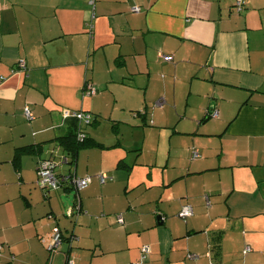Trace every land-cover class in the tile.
Masks as SVG:
<instances>
[{
  "label": "crops",
  "instance_id": "0c3cea01",
  "mask_svg": "<svg viewBox=\"0 0 264 264\" xmlns=\"http://www.w3.org/2000/svg\"><path fill=\"white\" fill-rule=\"evenodd\" d=\"M236 1L0 0V264H66L69 259L97 264L100 257L139 264L143 245L152 250L145 264H210L215 258L216 264H238L235 256L231 262L217 259L240 242L241 249L246 244L251 250L239 264H264V0H245L241 13ZM20 60L26 70L18 68ZM100 60L107 69L98 77ZM86 81L97 89L95 96L83 94ZM202 86L207 90L200 92ZM183 87L189 89L188 105L193 100L196 109L190 116L188 107L180 111L174 101L184 122L175 133L190 135L186 144L200 156L193 159L189 149V159L179 160L181 150H170L152 207L133 209L131 201L120 202L114 218L107 203L119 196L112 190L117 184L112 178L101 184L98 174L105 168L115 175L124 153L113 152L108 167L103 161L112 151L105 157L102 152L98 165L86 157V166L76 172L58 156L63 153L59 138L77 130V120L64 119L62 110L90 112L94 124L88 136L103 145L95 134L104 118L93 106L101 94L123 90L127 101L146 108V122L149 110L168 104ZM26 106L33 120L26 118ZM213 109L219 116L209 121ZM24 147L33 152L21 153ZM50 159L65 175L90 174L89 187L40 189L38 168ZM167 191L173 192L170 199L164 197ZM79 197L81 212L75 213ZM221 198L228 211L225 230L216 225ZM185 205L193 215L183 225L178 217ZM64 210L73 211L75 222ZM204 211L209 225L199 222ZM177 226H184L183 233ZM56 227L63 241L55 249L50 242ZM161 230L170 245L165 236L151 241L149 235ZM115 232L145 234L132 244ZM180 237L185 243L175 251ZM187 253L194 257L186 259Z\"/></svg>",
  "mask_w": 264,
  "mask_h": 264
},
{
  "label": "rangeland",
  "instance_id": "374dc122",
  "mask_svg": "<svg viewBox=\"0 0 264 264\" xmlns=\"http://www.w3.org/2000/svg\"><path fill=\"white\" fill-rule=\"evenodd\" d=\"M104 64L105 62L103 60L99 61L98 69H97L98 77L101 76L102 71L107 69L104 66ZM247 84H250V82H248ZM178 90L179 91L176 92V97L171 99L168 102V104L166 103L162 104L161 106L158 107L160 109L155 111L149 110L146 122L143 121L142 116L138 115L139 114L138 112L142 114L144 113L146 114V108L142 109L138 107L136 105L137 101H135V99L132 101H127V94L126 93L124 94L123 90H116L114 88H110L109 90L101 94L99 98L95 99V103L93 106L99 112H94V113L100 114L102 118H104V120H102L103 122L96 127L97 132L95 136L98 138V140L101 143H103L104 147L101 149L98 148L81 149L78 154L77 164L71 167L76 172L77 170L79 171L80 168L86 166L87 163L86 157H89L90 159L93 160V162H95L98 165V160L102 158V152H104L103 157H105V152L112 151L111 153L107 154L106 158L103 161L104 166L108 167L110 165L108 160L110 156H113V152L119 150L124 153L123 160L122 161L117 160L115 163V170H114L115 175L106 172L105 168L100 170V173L98 174L99 176L101 174L106 175L107 173L108 176L107 175L106 176L108 180L112 178V183L117 184L115 187H113L112 190L117 191L119 196L110 199L107 203V213H109L110 215L113 214V211L116 209L118 203L126 202L127 200L131 201L130 206H132L133 209H146L152 207L153 202L151 201H153L156 195L160 193L158 186L161 182V171L165 169V165L169 160L170 150H172V152H175L177 149L181 150L183 156H180L179 160L185 158L187 160L189 159V157L185 156V150L188 151L190 149V156L192 155L193 151L191 150L192 146L190 145V142L186 144V141L189 140L191 136L175 133V131L176 132L180 131V128L184 122L180 121L181 114L174 109V105L176 104L177 108L180 111H183V109L188 107V113L190 116L194 114L196 107L193 106V100L191 104L192 106L188 105V101H187L189 97L188 88L183 87V88H179ZM198 90L200 92H204L207 90V87L202 86ZM173 95H174L173 91L169 90V97L171 98ZM93 99L94 98H92V100ZM197 99L201 100V97ZM148 107H150V109L155 108L153 104H149ZM214 110L215 109H213L212 112ZM137 115L139 117H134ZM112 119L114 121L116 119H122V122H113ZM211 120H215V119L211 117L209 121ZM189 124H191L190 121H187V125ZM24 157L30 158L28 155H25ZM62 159L64 163H67L66 158L62 157ZM67 167L68 166H65V168ZM88 176L91 178L90 174H88ZM172 195H173L172 191H167L164 197L166 199H170ZM220 201H221L220 202L221 217H219V223H217L216 225H218V227H220L221 230L222 229L225 230L228 222L226 217L228 211L224 209V203H223L224 198H221ZM67 207L68 206H66L65 209H67ZM65 211L66 210H64L63 215H66L67 218H69L68 214ZM166 213H169V211H167ZM113 217L115 218V216ZM208 218L209 216H207V211H204V215L201 216L199 220L200 224L206 225L210 221ZM197 219H199L198 215H196L195 220ZM71 220L75 222V216ZM114 220L111 222L112 225L118 226L115 224ZM191 220H193V218H190L188 222H190ZM175 222L177 221H170L169 224L171 225L174 224ZM178 223L185 225L184 220L180 219L179 217H178ZM101 225L105 228L106 222L102 221ZM176 230L181 234L184 231V226H177ZM107 231L108 229L104 230V235L107 233ZM147 232L148 231H146L145 233ZM115 234L123 242L125 238H128L129 242L132 244L138 243L143 235L141 234L138 236V234H136L130 236L129 235L123 236L119 232H115ZM186 234L187 232L185 231L184 235ZM231 235L233 236L232 232ZM162 236H165V238H167V242L170 245L171 240L168 239L167 233H163L162 230L161 233L153 232L149 235L151 241L156 240L157 238L159 241H162ZM245 236L246 235L243 234V238ZM149 237L144 235L145 240H148ZM175 242L178 243L177 245L174 246L175 251H177L178 248L185 243L184 239L181 237ZM247 247L249 246H246L245 244L244 248L241 249V242H240L237 245V247H233V248L228 247L227 250L223 249V253L220 256L221 258L217 259V262L218 261L219 263H221L222 261L231 262L232 260L233 261L235 260L234 259L235 256L236 257L235 262H238V264L239 262L243 263L244 259L247 256L244 255ZM204 251L205 249H201L200 254H203ZM188 255L190 254L189 253L186 254V259L189 258ZM96 260H97L96 261L97 264L122 263L120 260L117 259L110 260L108 258H102V257ZM140 261H141V254L138 263L145 264L146 262L145 261L144 263H141ZM210 264H216V258L214 259V262H210Z\"/></svg>",
  "mask_w": 264,
  "mask_h": 264
},
{
  "label": "built area",
  "instance_id": "2783aa9c",
  "mask_svg": "<svg viewBox=\"0 0 264 264\" xmlns=\"http://www.w3.org/2000/svg\"><path fill=\"white\" fill-rule=\"evenodd\" d=\"M246 6V1L245 0H237L236 3V10L237 12H242L244 10ZM132 11L134 13H139L140 12V8L139 7H135L132 9ZM165 61L167 62H171L173 60L172 56H164L163 57ZM19 69L21 70H26L27 69V65L26 62L24 60H20L19 62ZM3 78H0V80H2ZM83 94L86 96H95L97 94V89L91 85L90 83L85 84L84 89H83ZM24 114L26 116V118L28 120H33L35 117L31 111V109L26 106L24 109ZM63 116L64 119H68V118H75L79 121V126H78V130L82 131V123H86L89 125V123L91 122V117L90 115L82 112V111H71L69 109H64L63 110ZM219 116V112L218 110H215L214 112L211 113V117L212 118H218ZM85 137L83 131H82V138L81 140ZM192 158L196 159L200 156V154L198 153L197 150L193 149L192 150ZM55 168H56V164L50 160H46V161H42L39 165L38 168V179L36 181L37 186L42 189V190H59L61 188H63V184L65 183H69L70 186H72L73 188H75L77 191L86 189L88 187V185L90 184L91 179L89 177L87 178H79L76 175H64L61 179H58L55 175ZM99 179L101 181L102 184H104L107 181V176L104 174L99 175ZM75 213H80L81 212V205H80V201L78 200L76 207H75ZM193 215V210L189 205H185L182 207L180 213H179V217L181 219H183L184 221H186L189 217H191ZM68 216L69 217H73L74 213L73 211L68 212ZM118 220L119 223L121 225L124 224V219L122 218V216H118ZM51 248H58L62 241H63V236H62V232L61 230L56 227L54 229L53 235L51 236ZM75 237L71 236L70 240L74 241ZM2 250V245L0 244V253ZM251 249L250 247H247V249L245 250V253L249 252ZM151 254V248L148 245H145L142 247L141 249V262H144L149 255ZM189 258H193L194 255L190 254L188 255ZM196 257V256H195ZM66 264H75V262L73 260H68Z\"/></svg>",
  "mask_w": 264,
  "mask_h": 264
},
{
  "label": "trees",
  "instance_id": "16d2710c",
  "mask_svg": "<svg viewBox=\"0 0 264 264\" xmlns=\"http://www.w3.org/2000/svg\"><path fill=\"white\" fill-rule=\"evenodd\" d=\"M87 83H89V82L86 81L85 84H87ZM63 110H62V115H63ZM79 111H81V110H79ZM82 112L90 115V117H91V122L89 123V125L86 124V123H82L83 124L82 131H83L85 137L81 140L82 131L78 130L79 121L76 119L77 120L76 121L77 122L76 123L77 124V130H75V132L70 134L69 136H65V137L59 138L60 145L63 147V153H62V155H58V156L61 159H62V157L66 158L67 159V164H70V165H76L78 154H79L81 149L92 148V147L93 148L94 147L103 148V145L94 143L93 142L94 139L89 138L88 133H87L88 127H90V126H92L94 124V118L92 117V115L89 112H87V111H82ZM138 113H139L138 115H141V116H145L146 115L145 113L144 114H142L140 112H138ZM26 152H33V148L32 147H24V148L21 149V153H26ZM50 161H52V162H54L56 164V168H55V172L54 173H55V175H56V177L58 179H61L65 175V173L58 172V170H57L58 162L57 161H55L54 159H50ZM68 175H73V173H68ZM77 177H79V176H77ZM89 185H88V187H89ZM63 188H71V189L77 191L75 188L70 186L69 183L68 184L67 183L63 184ZM83 190H85V189H83ZM80 191H77V192H80ZM78 200L80 201V205H81L80 197L77 199V202H78ZM73 236H74V234L72 235V237Z\"/></svg>",
  "mask_w": 264,
  "mask_h": 264
},
{
  "label": "clouds",
  "instance_id": "9594fccd",
  "mask_svg": "<svg viewBox=\"0 0 264 264\" xmlns=\"http://www.w3.org/2000/svg\"><path fill=\"white\" fill-rule=\"evenodd\" d=\"M236 3H237V1H236ZM236 7V6H235ZM245 9V8H244ZM237 11V10H236ZM239 13V12H238ZM241 13V12H240Z\"/></svg>",
  "mask_w": 264,
  "mask_h": 264
}]
</instances>
